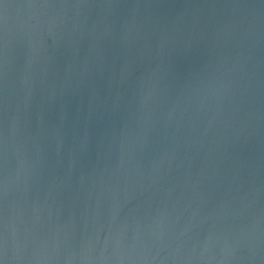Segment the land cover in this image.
I'll return each mask as SVG.
<instances>
[{"label":"water","instance_id":"95a60500","mask_svg":"<svg viewBox=\"0 0 264 264\" xmlns=\"http://www.w3.org/2000/svg\"><path fill=\"white\" fill-rule=\"evenodd\" d=\"M0 264H264V0H0Z\"/></svg>","mask_w":264,"mask_h":264}]
</instances>
